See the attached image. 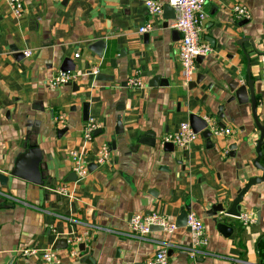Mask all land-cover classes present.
Masks as SVG:
<instances>
[{"label":"crops","instance_id":"0c3cea01","mask_svg":"<svg viewBox=\"0 0 264 264\" xmlns=\"http://www.w3.org/2000/svg\"><path fill=\"white\" fill-rule=\"evenodd\" d=\"M7 1L0 0V175L8 178L0 184V264H40L43 250L58 240L67 245L54 249L61 264H145L159 250H166L168 264H264V182L252 186L240 204V214L250 215L253 224L224 214L237 190L263 175L253 165L260 132L250 103L239 104L229 85L246 86L249 98L253 82L256 116L264 127V0L206 4L199 42L211 51L197 60L187 85L173 20L164 11L149 15L145 5L164 7L169 0H23L20 18ZM234 6L245 7L250 18L236 20ZM66 61L76 78L50 88ZM131 78L141 88L131 87ZM85 105L87 120L101 126L90 142L82 133ZM192 114L230 135L206 139L199 133L187 150L164 147L162 138ZM60 115L63 127L53 122ZM118 122L122 134H116ZM144 135L154 136L155 146L135 147ZM104 144L110 158L97 165L94 155ZM32 147L41 154L42 184L10 175ZM71 150L84 152L82 180L72 176ZM260 150L264 167V139ZM219 204L224 211L216 217L232 229L227 236L208 216ZM186 211L202 220L208 238L193 258L185 227L144 236L130 228L135 215L157 213L176 223ZM26 248L35 255L21 256ZM72 249L76 258L69 256Z\"/></svg>","mask_w":264,"mask_h":264},{"label":"built area","instance_id":"2783aa9c","mask_svg":"<svg viewBox=\"0 0 264 264\" xmlns=\"http://www.w3.org/2000/svg\"><path fill=\"white\" fill-rule=\"evenodd\" d=\"M210 0H169V5L175 10L176 18L171 23V27L180 33L178 43V56L180 63V73L183 82L189 84L195 74L196 62L199 57L205 58L209 55L211 49L208 45L199 42V35L202 31V24L206 18L205 6ZM8 6L15 18H20L24 11L25 5L23 0H8ZM147 12L151 16H161L163 13L162 4L154 1L145 2ZM232 13L236 20H248L250 14L243 6H234ZM149 26L139 29V33H145ZM30 51H25L24 55H30ZM77 57V55H75ZM76 78V74L70 71L58 72L50 81V88H58L72 82ZM128 84L133 88H141L142 83L138 78H131ZM65 118L63 115L53 119L56 126H65ZM100 124L93 120H87L83 127V139L86 142L92 141L96 131L100 130ZM211 132L214 136L230 135L229 129L212 128ZM196 134L189 123L179 125L175 133L168 134L162 138L161 144L171 143L180 151L187 150L189 146L197 139ZM82 150H71L68 157L71 161V172L75 174L77 180H82L87 175V162L83 157ZM110 158V149L108 145H102L94 155V163L97 165L105 164ZM59 193L66 195V189L60 188ZM242 225H251L254 219L248 214H240L237 218ZM151 227H161L162 232L172 234L176 230L174 222L169 221L165 216L152 213L149 216L135 215L130 220V228L136 235H147L151 232ZM186 227H189L191 233V254L194 257L195 250L204 248L208 244V238L205 233V226L200 218L193 212H188L186 216ZM20 255L30 257L35 255V251L31 249L20 250ZM71 258L78 256V251L72 249L69 252ZM40 264H61V257L58 251L51 248L43 250L41 253ZM145 264H168L166 250H159L153 259L148 260Z\"/></svg>","mask_w":264,"mask_h":264},{"label":"water","instance_id":"95a60500","mask_svg":"<svg viewBox=\"0 0 264 264\" xmlns=\"http://www.w3.org/2000/svg\"><path fill=\"white\" fill-rule=\"evenodd\" d=\"M163 11L164 14L168 12V16L166 17L168 20H175L176 16H175V10L169 6L166 5L163 7ZM175 30V29H174ZM177 31V30H175ZM178 32V31H177ZM179 36L180 33L178 32ZM202 59V57H199L197 60ZM74 70V67L69 66V62L66 61L64 62V64L61 66V72H67L70 71L72 72ZM253 82L251 80L248 81V89H249V94L250 97H247V87L242 85V86H238L237 83H232L229 85V88L231 91L235 92V98L237 100V102L239 104H247L248 102L250 103V107H251V115H252V119L254 121V124L256 126V128L259 130L260 132V138L259 140L256 142V148H255V152H256V158L253 161V165L259 169L260 171L263 172V175L261 177H254V178H250L248 180V182L239 190H237L236 193V197L232 202V205L230 206V208L224 212V214L226 216L232 217V218H238L240 215V204L243 201V197L245 195V193L254 185L259 184L261 182H264V167L261 166L258 162L261 158V146L263 144V139H264V127L260 125L258 118L256 116V103H255V98H254V94H253V88H252ZM87 106L85 105L84 107V112H83V119L87 120L88 119V114H87ZM222 119V116L220 117ZM189 125L191 126L192 130L196 133V134H201V136L203 138L206 139H210L212 137V132H211V126L210 123L206 120H204L203 118H200L197 115H190L189 116ZM218 127H223L222 124L218 123L217 125ZM118 128L120 129V131L116 130V134H122L123 133V129L121 128L120 122H118ZM100 130L96 131V133H98ZM65 130L62 131H58V133H64ZM95 133V135H96ZM150 137V138H149ZM155 142H156V138L154 136H142L139 138L138 143L135 147L139 146V145H147V146H155ZM134 147V148H135ZM164 147H169L170 151H173V145L170 143H165ZM231 149H234V147H232ZM231 157H235V153L233 154V152L230 154ZM40 163H41V154L39 153V151L36 148H29L27 150V152H25L24 154H22L16 164L15 167L13 168V170H11L10 175L13 177H22V178H26L27 180H31L33 181L35 184H42V178L40 176ZM88 169H90V165L88 166ZM73 178H76L75 174L72 175ZM7 180L8 178L6 176L0 175V184L1 185H6L7 184ZM224 208L221 204L214 206L212 208V211L208 216H214V222L216 225L217 230L222 233L224 236L229 235V233H231V227H229L228 225L223 223L222 220V216L221 217H216L217 213L219 212H223ZM189 211L183 212L181 216H179V218L177 219L175 225L177 228H182L185 227L187 229V231L190 232L189 227H186V216L187 213ZM151 231H162L161 227H151L150 228ZM66 241L65 240H58L54 247H52V249H64L66 248ZM79 251L81 252V254L83 255L86 252L85 246L83 244H81L79 246ZM84 257V260H86V257Z\"/></svg>","mask_w":264,"mask_h":264}]
</instances>
